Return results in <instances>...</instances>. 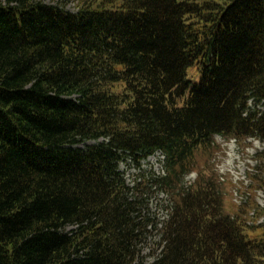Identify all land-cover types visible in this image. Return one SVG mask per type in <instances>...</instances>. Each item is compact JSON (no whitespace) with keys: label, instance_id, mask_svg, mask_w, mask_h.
Segmentation results:
<instances>
[{"label":"trees","instance_id":"1","mask_svg":"<svg viewBox=\"0 0 264 264\" xmlns=\"http://www.w3.org/2000/svg\"><path fill=\"white\" fill-rule=\"evenodd\" d=\"M260 104L264 0H0V264H139L147 186L171 198L151 264H264L263 212L229 213L194 156L264 140Z\"/></svg>","mask_w":264,"mask_h":264},{"label":"rangeland","instance_id":"2","mask_svg":"<svg viewBox=\"0 0 264 264\" xmlns=\"http://www.w3.org/2000/svg\"><path fill=\"white\" fill-rule=\"evenodd\" d=\"M62 0H44L46 4H57ZM75 2H68L64 9L74 13L77 11ZM198 73L193 69L187 71V76L195 79ZM195 75V76H194ZM259 111H264V105L256 107ZM94 144L89 141L86 145ZM80 147H84L80 145ZM195 161L199 165L206 166V173L214 178L222 192L223 204L229 213L244 206L249 215L253 212H263L257 223L264 222V188L257 185L254 181L257 177L264 178V140L251 139H228L221 136L213 138V144L209 151H203L201 148L195 152ZM162 156L153 155L142 161L139 166L127 159L118 164V169L123 173L126 184L132 186L143 175L163 174ZM198 169L194 168L183 178L184 187L190 186L197 178ZM141 198L144 201V210L142 214L156 224L157 229L149 231L145 240L138 246L140 250L139 264H151L155 256L160 252L159 229L162 221L168 214L171 205L170 194L165 190L156 189L155 187H145L141 191ZM255 209H253V203ZM254 212V213H255ZM251 221L248 224L251 225ZM256 223V224H257ZM74 227H68L71 230Z\"/></svg>","mask_w":264,"mask_h":264}]
</instances>
